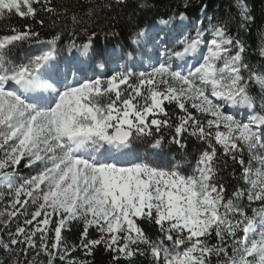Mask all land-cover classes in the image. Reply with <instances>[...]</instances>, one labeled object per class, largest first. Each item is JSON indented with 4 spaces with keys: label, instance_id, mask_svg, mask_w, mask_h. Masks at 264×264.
<instances>
[{
    "label": "snow or ice",
    "instance_id": "6c2138e0",
    "mask_svg": "<svg viewBox=\"0 0 264 264\" xmlns=\"http://www.w3.org/2000/svg\"><path fill=\"white\" fill-rule=\"evenodd\" d=\"M127 6L0 0V21L33 22L0 33V264H92L101 246L111 264H264V70L246 61L231 13L197 20L190 35L176 9L133 32L126 56L107 49L93 67L89 25ZM236 7L246 30L254 17L245 0ZM62 43L87 63L60 55ZM189 138L203 146L189 174L153 160L166 144L186 152ZM73 223L78 242L64 235Z\"/></svg>",
    "mask_w": 264,
    "mask_h": 264
},
{
    "label": "trees",
    "instance_id": "16d2710c",
    "mask_svg": "<svg viewBox=\"0 0 264 264\" xmlns=\"http://www.w3.org/2000/svg\"><path fill=\"white\" fill-rule=\"evenodd\" d=\"M68 2V0H66ZM81 3L84 0H80ZM143 2L147 7L140 8L138 4ZM183 0H128V6L123 9H118V15L116 12L108 11L106 14L101 13L99 19L95 20L93 24H90V28H95L99 33L95 40L96 51L93 54V67L101 62L102 54L107 49L119 50L123 46V52L126 56L128 52H131L133 44L131 43L130 36L133 32L138 31L140 28H145L149 23L153 24L161 18H168L172 15V10L186 11L188 20L186 25L188 28L194 29V22L202 19L203 24L206 27L209 17L225 18L229 13L234 17L231 25V31L236 33L239 31L240 38L246 45V61L256 66L258 69L264 70V57L260 56V48L264 46V0H245L251 15L254 17V21L251 22L247 29H239V10L236 7V0H189V7L184 9L182 5ZM55 4H60L61 0H54ZM203 4H207V14L202 15L200 9ZM112 18V19H108ZM178 20H174L173 24ZM26 23H33L31 20H23L19 17H13L11 20L0 21V33H2L6 26L15 25L22 27ZM119 33L117 36H110L109 33L112 30ZM42 38H49L48 29L42 30ZM82 38H78L79 43ZM62 51L60 55L67 57H74L78 52L76 49L69 51L65 45L61 44ZM27 50V46L24 49L16 51L15 56L19 58L23 51ZM35 54V53H33ZM88 61V57H86ZM259 93L258 87L253 88L252 94L257 95ZM259 103V99L257 101ZM139 143V142H137ZM187 151H181L175 145H165L160 151V155L153 157L156 163H159L163 167H171L180 161V169L185 174L191 172V166L195 164V160L199 154V150L202 149V145L194 138H189L187 141ZM143 155V147L140 149ZM27 169H20L21 173H24ZM232 168L229 167L222 171V175L226 183L229 184V192L233 190L235 186V180L231 176ZM14 227V226H13ZM146 230L152 236L153 239L157 238V229L154 227L145 226ZM82 230V226L73 223L71 231L65 232L64 235L67 239L78 242L79 234ZM92 238H96L97 233L95 230H90ZM214 242V241H213ZM4 253H0V257L4 256ZM74 255L83 258L82 252H76ZM92 264H111V254L105 252L103 247H98L95 250L94 256L88 257ZM123 264V262H122ZM136 264H148V261L144 257H137Z\"/></svg>",
    "mask_w": 264,
    "mask_h": 264
},
{
    "label": "rangeland",
    "instance_id": "374dc122",
    "mask_svg": "<svg viewBox=\"0 0 264 264\" xmlns=\"http://www.w3.org/2000/svg\"><path fill=\"white\" fill-rule=\"evenodd\" d=\"M179 23H181L180 21H177L176 23H174V24H179ZM185 25H186V22L184 21L183 22ZM154 24H156V23H154ZM157 27H161L160 25H156ZM172 26L171 25H169V28H171ZM184 31L185 32H188L190 35H195V30L194 29H191V28H188V26L184 29ZM163 33H161V38L163 37ZM134 45V44H133ZM169 47H171V44H169L168 45ZM134 47L135 48H137L138 46L137 45H134ZM151 50H152V45H146L145 46V51L146 52H151ZM136 55L138 56L139 54L138 53H136ZM74 57H77V58H79L80 60H82V61H84L85 63H87V59H86V56H81V54L79 53V52H77L76 53V55L74 56ZM137 70H143L142 68H140V69H137ZM96 71L97 72H104V71H106V74H108V75H110L111 74V71H112V68H111V66H109V68L107 69V70H105V69H99V68H97L96 69ZM91 74V73H90ZM241 111V113H243L244 111H246V110H240ZM23 167H21L20 169H22ZM21 173V172H20ZM30 174V172H29V170L27 169V171L25 172V174L24 173H21V175L22 176H28ZM258 205H252V207H257ZM248 213H249V215H251V208H249L248 209Z\"/></svg>",
    "mask_w": 264,
    "mask_h": 264
}]
</instances>
